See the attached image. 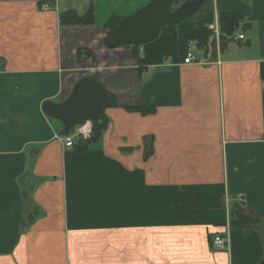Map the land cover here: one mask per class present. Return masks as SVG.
Returning a JSON list of instances; mask_svg holds the SVG:
<instances>
[{
	"label": "crops",
	"instance_id": "crops-1",
	"mask_svg": "<svg viewBox=\"0 0 264 264\" xmlns=\"http://www.w3.org/2000/svg\"><path fill=\"white\" fill-rule=\"evenodd\" d=\"M149 1L0 0V264L264 258V0H205L218 34L206 49L189 44L191 65L175 29L106 46L105 23ZM90 3L92 22L60 23ZM219 12L245 24L221 38ZM87 76L115 104L76 150L42 103L63 102Z\"/></svg>",
	"mask_w": 264,
	"mask_h": 264
},
{
	"label": "water",
	"instance_id": "water-1",
	"mask_svg": "<svg viewBox=\"0 0 264 264\" xmlns=\"http://www.w3.org/2000/svg\"><path fill=\"white\" fill-rule=\"evenodd\" d=\"M205 0H186L174 7L175 0H151L123 17L105 36L107 47L140 46L158 36L161 27L176 25L196 13ZM63 102L42 103L43 111L62 123V134L83 120L97 117L110 105L109 93L94 78L79 79ZM264 238V237H263ZM258 264H264V258Z\"/></svg>",
	"mask_w": 264,
	"mask_h": 264
},
{
	"label": "trees",
	"instance_id": "trees-1",
	"mask_svg": "<svg viewBox=\"0 0 264 264\" xmlns=\"http://www.w3.org/2000/svg\"><path fill=\"white\" fill-rule=\"evenodd\" d=\"M186 0H181L184 2ZM91 3L88 5L86 12L83 15H78L76 12L71 10L63 11L60 15V23L62 25H79L85 22H92L93 21V11ZM201 14L199 18L196 16H190L189 18L181 20L180 23L176 25H168L161 27V31H172L175 29V34L177 35V42L178 46L182 47L184 52L190 49L189 44L195 43L201 49H206V45L209 38L211 37L210 29L207 25L213 20V15L211 11L203 12L201 9L198 13ZM218 23H219V32L221 34V38L224 36H231L239 26L245 24L242 23L243 19L240 15L232 12H219L218 13ZM119 19L111 18L105 24L106 26L110 27L111 29L115 27L119 22ZM131 47V46H130ZM78 57L79 60L83 61L84 59L81 57L82 54H85L86 51L84 49H78ZM185 54V53H184ZM110 96V105L114 106L115 104V96L109 93ZM137 111L140 113L147 114L149 112H153L152 108H137ZM104 113V112H103ZM99 114L97 117L90 118L92 121V135L90 139L87 140H80L73 141V145L75 146L76 150H84L87 148L91 139H96L99 133L105 128L107 124V118L104 114ZM75 143V144H74Z\"/></svg>",
	"mask_w": 264,
	"mask_h": 264
},
{
	"label": "built area",
	"instance_id": "built-area-1",
	"mask_svg": "<svg viewBox=\"0 0 264 264\" xmlns=\"http://www.w3.org/2000/svg\"><path fill=\"white\" fill-rule=\"evenodd\" d=\"M42 8H45L43 6ZM217 23L216 22H210L208 24L209 29L212 30L213 33L218 34V28H217ZM239 38H242V35H238ZM183 59V63L185 64H190L191 63H196L198 60L196 59V56L194 52L191 49H188L185 52ZM260 87L262 90H264V78L260 81ZM92 121L91 119H86L77 124L74 128H71L68 133L66 134H61L57 136V139L61 142H64V144L68 146L73 145V141H77V139L80 140H86L89 139L90 136L92 135ZM225 238V237H224ZM223 236L217 234L215 235L211 240L213 246L218 249V250H224L227 246V240L224 239Z\"/></svg>",
	"mask_w": 264,
	"mask_h": 264
},
{
	"label": "rangeland",
	"instance_id": "rangeland-1",
	"mask_svg": "<svg viewBox=\"0 0 264 264\" xmlns=\"http://www.w3.org/2000/svg\"><path fill=\"white\" fill-rule=\"evenodd\" d=\"M182 3L183 2H181V0H175L173 8H176L177 6L181 5ZM199 11H200V9L196 13H198ZM196 13L193 14V17H195L197 15ZM196 17H199V16H196ZM238 31H240V30H238Z\"/></svg>",
	"mask_w": 264,
	"mask_h": 264
}]
</instances>
